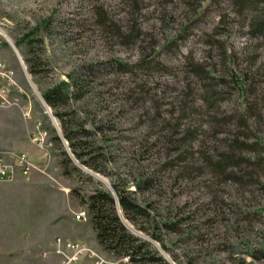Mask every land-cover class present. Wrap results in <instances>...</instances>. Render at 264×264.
I'll list each match as a JSON object with an SVG mask.
<instances>
[{
  "label": "rangeland",
  "instance_id": "374dc122",
  "mask_svg": "<svg viewBox=\"0 0 264 264\" xmlns=\"http://www.w3.org/2000/svg\"><path fill=\"white\" fill-rule=\"evenodd\" d=\"M0 43L48 133L31 176L0 183V246L31 247L21 264H61L43 257L58 236L121 260L89 208L114 183L177 223L157 240L118 207L169 264H264V0H0ZM73 80L66 107L45 101Z\"/></svg>",
  "mask_w": 264,
  "mask_h": 264
},
{
  "label": "trees",
  "instance_id": "16d2710c",
  "mask_svg": "<svg viewBox=\"0 0 264 264\" xmlns=\"http://www.w3.org/2000/svg\"><path fill=\"white\" fill-rule=\"evenodd\" d=\"M30 35H28L29 37ZM33 72V68L30 69ZM74 83L66 81L59 82L56 86L49 91L43 93L45 101L53 108L66 107L72 95L75 96V91L70 92L69 87L77 85L78 82L73 80ZM239 87L243 88L241 83H238ZM78 86V85H77ZM78 88V87H77ZM75 90V89H74ZM65 111L58 110L56 115L63 119L66 113ZM64 136L69 141V144L80 159L82 152L77 151V146L73 143V136L69 133H64ZM59 139V137H56ZM225 157V156H224ZM224 159L228 160L225 157ZM237 164L233 161L232 165ZM92 165V164H91ZM218 166H222L219 163ZM235 167H237L235 165ZM147 180L146 187H149ZM114 188L117 192V199L109 191H98L89 197V208L92 212V224L96 231V237L98 243L102 248L110 253L115 254L117 257L128 258L130 262H140L142 264H169L166 259L151 247V243L141 239L139 236L133 234L129 228L124 224L121 216L118 214V207H120L125 213L126 217L138 222L140 218L147 220L153 225V231L151 236L157 240H160L159 230L162 227L166 229H172L176 226V222L162 221V223L154 222L155 218H151V203L143 205L133 197L134 192L129 190L125 184L114 183ZM145 187V188H146ZM138 188H142V183L138 184ZM119 202V203H118ZM153 221V222H152ZM135 264V263H134Z\"/></svg>",
  "mask_w": 264,
  "mask_h": 264
},
{
  "label": "built area",
  "instance_id": "2783aa9c",
  "mask_svg": "<svg viewBox=\"0 0 264 264\" xmlns=\"http://www.w3.org/2000/svg\"><path fill=\"white\" fill-rule=\"evenodd\" d=\"M30 96L17 83L15 72L11 66L3 59H0V104L2 106H20L26 120L33 118L31 100L25 104L21 100ZM21 99V100H20ZM47 130L41 120H35V127L32 132V141L39 148H45ZM37 168V163L29 152L21 151L12 155L0 151V182H7L15 179L18 175L29 178ZM86 210L82 209L76 213V219L83 221ZM56 254L61 257V264H76L83 259L88 260V264H128V260L112 261L103 255L99 250L91 247L82 240H71L58 236L54 240L53 248L44 251L43 255ZM85 261V260H84Z\"/></svg>",
  "mask_w": 264,
  "mask_h": 264
},
{
  "label": "crops",
  "instance_id": "0c3cea01",
  "mask_svg": "<svg viewBox=\"0 0 264 264\" xmlns=\"http://www.w3.org/2000/svg\"><path fill=\"white\" fill-rule=\"evenodd\" d=\"M2 57H7V55L4 52V48L0 47V59ZM33 129L34 122L24 118L22 108L20 106L13 105L7 107L0 104V151L6 153L7 155L25 151L29 152L35 159L37 153L32 150L33 141L31 139ZM35 161L37 160L35 159ZM18 178L28 179L20 175L16 177V179ZM94 233L96 234L95 230ZM95 249L98 250L97 248ZM45 251H50V249ZM31 255V247L22 249L20 247H16L13 242H10V245L8 246H0V264H21V259L26 261L27 258L30 259ZM54 255L58 256L56 254ZM43 257L46 258L48 256L43 255ZM76 264H88V262L85 260L79 261V263Z\"/></svg>",
  "mask_w": 264,
  "mask_h": 264
},
{
  "label": "bare ground",
  "instance_id": "6f19581e",
  "mask_svg": "<svg viewBox=\"0 0 264 264\" xmlns=\"http://www.w3.org/2000/svg\"><path fill=\"white\" fill-rule=\"evenodd\" d=\"M86 218H87V211L85 212V215L83 216V220H86Z\"/></svg>",
  "mask_w": 264,
  "mask_h": 264
},
{
  "label": "water",
  "instance_id": "95a60500",
  "mask_svg": "<svg viewBox=\"0 0 264 264\" xmlns=\"http://www.w3.org/2000/svg\"><path fill=\"white\" fill-rule=\"evenodd\" d=\"M11 44L16 48V46L14 45V43H12V41H11ZM116 197H117V195H116ZM117 201H118V198H117ZM119 203V202H118Z\"/></svg>",
  "mask_w": 264,
  "mask_h": 264
}]
</instances>
